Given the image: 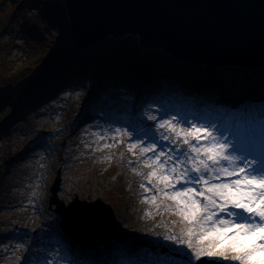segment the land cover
<instances>
[{"label":"rangeland","instance_id":"1","mask_svg":"<svg viewBox=\"0 0 264 264\" xmlns=\"http://www.w3.org/2000/svg\"><path fill=\"white\" fill-rule=\"evenodd\" d=\"M14 10L17 12L12 15ZM4 25L7 34L3 36L4 48L0 47L2 97L8 91L12 96L18 93L13 92L14 85L37 70L47 51L60 41L61 32L59 27L50 26L29 0L22 4L18 0H0V29ZM243 72L236 78L248 84L257 74L264 87V70ZM92 85L88 80L76 81L39 105H34L35 92L27 93V109L12 119L11 108L0 109V264H38L42 260L73 264L67 260L72 244L48 227L52 224L59 229L61 219L48 209L47 203L57 171L61 177L57 196L65 203L76 195L88 201L100 197L113 207L117 226L111 240L76 250L89 264L97 256L116 258L117 264H171L175 245L170 237L175 235L185 242L189 239L186 233L190 226L178 210L184 207L187 197L177 194L179 185L171 187L176 183L175 174L168 171L171 161L164 170L158 165L169 156L175 158L173 148H188L183 144V133L189 130L186 121L215 125L241 141L264 135V97L247 94L227 103L224 84L210 95L189 81L178 83L179 100L183 96L188 101L175 103L177 98L170 97L173 100L164 105L143 101L139 93L123 90L117 93L103 89L96 95L89 89ZM113 86L119 87L115 83ZM160 89L170 93L177 90L170 89L168 82ZM257 95H264V90ZM99 107L108 114L106 119L96 114ZM166 120L181 131L180 138L167 125L159 126ZM144 124L149 126L148 131L136 136ZM154 142L155 153L164 152L159 160L152 151L141 153L142 148ZM134 144L137 146L132 147ZM165 176L167 182L163 181ZM230 179L235 177L221 174L212 182L226 183ZM20 230L26 233L11 235ZM30 230L38 234L34 241ZM191 239L196 244L198 236ZM84 249H88L87 254Z\"/></svg>","mask_w":264,"mask_h":264},{"label":"water","instance_id":"2","mask_svg":"<svg viewBox=\"0 0 264 264\" xmlns=\"http://www.w3.org/2000/svg\"><path fill=\"white\" fill-rule=\"evenodd\" d=\"M63 7L68 40L78 50L130 37L141 50L184 65L264 70V0H64ZM60 181L57 171L48 207L60 215L63 232L86 248L110 241L117 226L112 206L76 195L65 203L57 196Z\"/></svg>","mask_w":264,"mask_h":264},{"label":"snow or ice","instance_id":"3","mask_svg":"<svg viewBox=\"0 0 264 264\" xmlns=\"http://www.w3.org/2000/svg\"><path fill=\"white\" fill-rule=\"evenodd\" d=\"M186 123L189 130L183 133V144L188 148H173L175 158L169 156L158 165L164 170L171 161L168 171L175 174L176 181L171 187L179 185L177 194L187 197L178 210L190 226L186 233L189 239L185 242L175 235L170 237L175 245L171 264H193L201 258L213 264H264V135L241 141L215 125ZM165 125L180 138L181 131L170 121L159 126ZM156 146L154 142L141 153L152 151L159 160L164 152L157 155ZM221 174L235 179L213 183ZM167 180L163 177L164 182ZM193 236H198L196 244Z\"/></svg>","mask_w":264,"mask_h":264},{"label":"trees","instance_id":"4","mask_svg":"<svg viewBox=\"0 0 264 264\" xmlns=\"http://www.w3.org/2000/svg\"><path fill=\"white\" fill-rule=\"evenodd\" d=\"M24 1L18 0L21 4ZM63 1L29 0L30 6H35L38 14L47 18L50 26L59 27L60 41L55 43L54 48L47 51L46 57L37 70L27 79L14 85L13 92L18 90V93L12 96L8 91L3 97L0 96L2 97L0 109L5 106L11 108V119L27 109L25 106L28 104H24L27 93L35 92L34 96H37L33 100L34 105H39L40 102L51 100L68 85L82 79L93 84L89 89L91 92L95 91L96 95L101 94L103 89L106 92L114 90L117 93L123 90L130 94L139 93L143 96L141 97L143 101L152 100L155 103L161 102L163 105L165 101L173 100L170 97H174L172 95L175 94V92L170 93L171 90L168 91L169 94L166 89L161 91L160 87L165 82H168L170 89H177L176 92L179 94H181L178 91L180 85L186 81L199 91L210 95L221 88L224 78L222 72L178 63L157 50L142 51L131 38L104 39L105 41L94 43L84 51L76 49L67 37V20ZM11 12L13 15V12L17 11ZM5 26H1L0 29V47L5 45L3 41V36L7 34ZM114 83L119 87H114ZM178 83H180L179 86ZM181 97V100L188 101L187 97ZM3 104L5 105L1 106ZM33 108L29 109L33 110ZM122 187V189L125 188Z\"/></svg>","mask_w":264,"mask_h":264},{"label":"bare ground","instance_id":"5","mask_svg":"<svg viewBox=\"0 0 264 264\" xmlns=\"http://www.w3.org/2000/svg\"><path fill=\"white\" fill-rule=\"evenodd\" d=\"M240 71L243 72L244 70L232 69L227 72H222V74H224V78H223V82L221 83V86H223L224 84V94L229 97L227 98L226 102L228 103V100L234 101L235 99H238V96L242 98L244 95L247 94L253 96L254 98L264 97V95H260V96L257 95L258 93H261L262 90H264V87L263 86L261 87L262 84L261 80L256 78L257 74L255 75V77L251 78L252 80L250 83L244 84L243 83L244 81H241L238 78H236V76L240 74ZM232 83H234V85H232ZM120 258L122 259L123 256H120Z\"/></svg>","mask_w":264,"mask_h":264}]
</instances>
